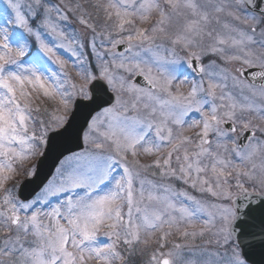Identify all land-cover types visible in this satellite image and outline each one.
<instances>
[{"label":"snow or ice","instance_id":"snow-or-ice-1","mask_svg":"<svg viewBox=\"0 0 264 264\" xmlns=\"http://www.w3.org/2000/svg\"><path fill=\"white\" fill-rule=\"evenodd\" d=\"M46 3L30 0L28 14ZM92 6L91 23L79 3L45 7L46 41L22 14L21 0H0V264H128L136 245L147 246L156 233L147 264H252L250 253L264 254V139L256 135L264 127L245 116L264 121V80L257 86L256 79L264 78V28L257 36L264 8L257 16L249 14L254 0ZM77 11L88 30L82 35L69 37L51 20L52 12L67 21ZM32 36L42 55L30 51ZM58 49L76 58L80 83ZM207 55L237 66H205ZM189 70L201 78L184 92ZM41 98L59 107L37 123ZM81 109L88 112L75 133L80 150H69L38 192L21 196L17 178L37 174L33 157L69 133ZM186 127L198 131L185 135ZM142 154L155 159L141 163ZM152 168L201 198L147 178ZM174 234L192 243L169 247Z\"/></svg>","mask_w":264,"mask_h":264},{"label":"rangeland","instance_id":"rangeland-1","mask_svg":"<svg viewBox=\"0 0 264 264\" xmlns=\"http://www.w3.org/2000/svg\"><path fill=\"white\" fill-rule=\"evenodd\" d=\"M30 2V0H21V3L24 5V7L22 8V14L25 15L26 19L29 21V24L30 26L32 27L33 29V32H39V34L41 35V38L42 39H45L46 41L50 40L51 37L49 36L48 34V29L44 27L43 25V19H44V8L47 7L48 5H57V6H62L63 5H69L71 4L73 7L75 6V4L79 3L80 5H82V8H83V12L85 14V17L89 19V22H94L95 19L97 18L96 15H97V11L94 7H92V4H93V1L92 0H47V3L44 5V7H41L39 9V14L36 15V16H32L30 14H28V10H27V4ZM62 11H63V7H62ZM90 14V15H89ZM100 14H103L102 12ZM99 14V15H100ZM68 15V20L67 21H60L58 19V16L56 14V12H52L51 13V20L53 23H57L59 28L61 30H63L67 36H71L73 34V32L75 31V33L77 34H84L85 32H87L88 30L85 29V27L83 25H81L79 23V20L77 19V17L80 15V12L77 11L75 13H72V12H69L67 13ZM222 20L223 19H230L228 17H224L222 16L221 17ZM34 19H35V22H34ZM37 23V24H36ZM233 23H238L236 21H233ZM141 26H148V25H141ZM239 26L241 28H245V27H250L248 25H244V24H239ZM213 27L216 28L217 31H222V29L220 28L219 25H215V23L213 24ZM261 28H264L262 27V25H260L258 28H257V36L259 35V32H260V29ZM17 31H23V29H17ZM26 34V33H25ZM29 48L31 49V45H33L34 47V50H33V53H36V54H41L40 53V49H39V45L37 44L36 40H35V37L32 36V37H29ZM210 41L208 40V38L206 37L205 38V43H209ZM67 43V41H66ZM254 47V50L259 52L260 49L259 48H255ZM101 51H103L104 49H100ZM57 54L61 57V59L63 60H72L74 61L76 58L73 57L71 55L70 52L68 51H65L63 49H58L57 50ZM207 59V61L203 64L205 66H208L210 61L212 60H216L218 64H220L221 66L223 67H227L229 70H231L233 67L237 66V63L236 62H233L231 64H227V65H224L222 61L219 60L218 57H214L212 55H207V56H204L202 57V61H205ZM89 60L91 61L92 65H94L95 67V64H96V61L94 60V58L91 56V53H90V50H89ZM55 67V66H54ZM67 70V69H66ZM68 72V70H67ZM69 73V72H68ZM70 75V74H69ZM77 75V74H76ZM71 76V75H70ZM72 80L74 82H76L75 80V77L74 76H71ZM188 78H189V83L187 84H183L181 85V90L184 91V92H187L190 88V84H191V81L193 79L195 80H199L201 77L199 78H196L194 77V75L192 74V72L189 70L188 72ZM204 80H205V86H207V77L205 76L204 77ZM76 83H80V82H76ZM245 95H251L247 90H245ZM239 99V96L237 97ZM46 101L47 99L43 98L42 99V102L43 101ZM49 102V104H51L52 107L48 106L47 104V107L45 106L44 107V102L43 103H40V102H37L39 107H40V112L39 113H35V116L37 118V122L39 123L40 120H49L50 119V116L55 112V110L57 109L56 108V105H58V100L57 101H47ZM50 108V109H49ZM45 109H47V111H45ZM195 115V114H193ZM246 119L250 118V119H253V123L255 124H260L262 127H264V121H260L259 119L258 120H255L254 118V115L253 114H247L245 116ZM185 130H187V127L185 128ZM190 130V129H189ZM194 130V129H192ZM191 135V134H190ZM257 137L261 138V139H264V136H261V134L259 132H257ZM165 151H167L165 149ZM146 156V155H145ZM147 160L148 161H141V163H145V164H150L152 161L149 160V157L150 156H147ZM173 164L175 166V161H173ZM55 173V172H54ZM144 175L149 178V179H152L153 181H155L156 183L160 184V183H163V184H171L173 187H175L177 190H180V189H184L186 191H188L189 193H191V188H189L187 185H184L182 182L180 181H173V180H162L160 175H159V169H156V168H152V169H149L146 173H144ZM53 176V175H52ZM52 178V177H51ZM49 178V179H51ZM17 181L13 182L12 184H16ZM12 186V185H11ZM138 186V185H137ZM194 190V189H193ZM14 191H16V189H14ZM196 193H199L197 191H195ZM195 194V193H194ZM194 194H191L195 197L198 198V195H194ZM201 198V196H199ZM204 198H208L207 196H205ZM53 201H55V198H53ZM156 234H159V233H156ZM178 236V235H177ZM176 236V237H177ZM179 237V236H178ZM29 239H31V237H29ZM199 239V242L195 243L197 245H202L204 243L205 240L209 239L208 236H205L203 238H197ZM196 239V240H197ZM195 240V241H196ZM180 242L181 243H189L191 244L192 243V240L191 238H189L188 241H184L183 239H180ZM169 243H171L170 239H169ZM178 243V242H177ZM169 247H171V244L168 245ZM136 248H138V246H136ZM124 254L127 256L128 253H127V250H125ZM141 253L138 252V251H135V253L131 256L128 257V264H147V261L146 259H140L142 258L141 257ZM131 258H133L131 260ZM131 260V262H130Z\"/></svg>","mask_w":264,"mask_h":264},{"label":"water","instance_id":"water-1","mask_svg":"<svg viewBox=\"0 0 264 264\" xmlns=\"http://www.w3.org/2000/svg\"><path fill=\"white\" fill-rule=\"evenodd\" d=\"M257 8H264V6L259 4ZM122 49L123 47L118 48V50ZM254 72H258V70H249V74ZM245 78L250 79L251 77L248 75ZM136 82L144 85V81H142L140 77L136 78ZM87 112V109H81L80 111H77L74 118L70 117V119H72L73 127L70 129L69 133L62 137H56L49 144H47V147L44 151L45 155H43L41 158H39V161H37V174L32 180H28L23 184L22 190L28 189L29 195L35 193L36 190H39L46 179L49 178L52 168L55 167L56 163L61 159V157L68 154L69 150L73 152L79 150V148L76 147L75 133L76 129H79L81 125H84ZM84 126L86 127V125ZM249 259L252 261V264H264V254H262L258 249L255 252L250 253Z\"/></svg>","mask_w":264,"mask_h":264}]
</instances>
